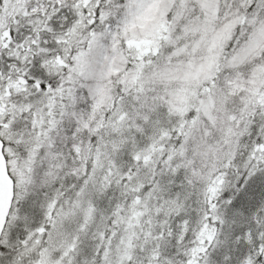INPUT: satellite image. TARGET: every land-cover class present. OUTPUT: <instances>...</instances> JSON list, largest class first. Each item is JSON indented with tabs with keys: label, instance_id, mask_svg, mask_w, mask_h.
Instances as JSON below:
<instances>
[{
	"label": "snow or ice",
	"instance_id": "obj_1",
	"mask_svg": "<svg viewBox=\"0 0 264 264\" xmlns=\"http://www.w3.org/2000/svg\"><path fill=\"white\" fill-rule=\"evenodd\" d=\"M0 264H264V0H0Z\"/></svg>",
	"mask_w": 264,
	"mask_h": 264
}]
</instances>
